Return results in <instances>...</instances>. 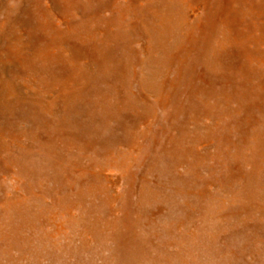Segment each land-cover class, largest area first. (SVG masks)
I'll list each match as a JSON object with an SVG mask.
<instances>
[{"label": "rangeland", "instance_id": "1", "mask_svg": "<svg viewBox=\"0 0 264 264\" xmlns=\"http://www.w3.org/2000/svg\"><path fill=\"white\" fill-rule=\"evenodd\" d=\"M0 264H264V0H0Z\"/></svg>", "mask_w": 264, "mask_h": 264}]
</instances>
